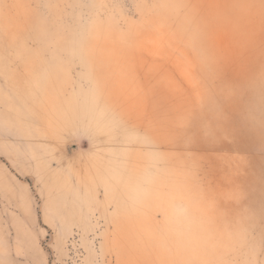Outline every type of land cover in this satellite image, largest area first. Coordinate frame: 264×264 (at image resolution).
Listing matches in <instances>:
<instances>
[{"label":"rangeland","instance_id":"1","mask_svg":"<svg viewBox=\"0 0 264 264\" xmlns=\"http://www.w3.org/2000/svg\"><path fill=\"white\" fill-rule=\"evenodd\" d=\"M0 264H264V0H0Z\"/></svg>","mask_w":264,"mask_h":264},{"label":"bare ground","instance_id":"2","mask_svg":"<svg viewBox=\"0 0 264 264\" xmlns=\"http://www.w3.org/2000/svg\"><path fill=\"white\" fill-rule=\"evenodd\" d=\"M121 186V185H120ZM129 188V187H128Z\"/></svg>","mask_w":264,"mask_h":264}]
</instances>
